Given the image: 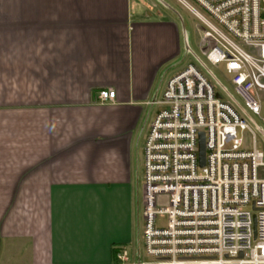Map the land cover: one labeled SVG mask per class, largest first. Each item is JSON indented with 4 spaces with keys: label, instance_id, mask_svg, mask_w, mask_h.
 <instances>
[{
    "label": "crops",
    "instance_id": "obj_1",
    "mask_svg": "<svg viewBox=\"0 0 264 264\" xmlns=\"http://www.w3.org/2000/svg\"><path fill=\"white\" fill-rule=\"evenodd\" d=\"M143 1L0 0V264H124L151 102L191 56Z\"/></svg>",
    "mask_w": 264,
    "mask_h": 264
},
{
    "label": "built area",
    "instance_id": "obj_2",
    "mask_svg": "<svg viewBox=\"0 0 264 264\" xmlns=\"http://www.w3.org/2000/svg\"><path fill=\"white\" fill-rule=\"evenodd\" d=\"M191 1L202 12L180 0L204 25L199 52L211 65H224L232 92L190 50L195 60L151 102L159 109L143 143L144 249L154 261L131 264H264V152L252 119L264 122V0ZM98 97L113 101L116 92ZM245 132L252 148H244ZM117 258L130 262L124 248Z\"/></svg>",
    "mask_w": 264,
    "mask_h": 264
},
{
    "label": "rangeland",
    "instance_id": "obj_3",
    "mask_svg": "<svg viewBox=\"0 0 264 264\" xmlns=\"http://www.w3.org/2000/svg\"><path fill=\"white\" fill-rule=\"evenodd\" d=\"M192 5H194L199 11L202 12L200 8L196 6L191 0H188ZM146 6L159 7L163 10H167L171 13L178 15L185 23L186 32L189 40V47L191 50L195 51L199 56L205 61L209 70L232 92V85L230 83V76L226 73L224 65L213 66L208 63L205 57L199 52L198 41H199V31L204 27V25L197 19V17L183 4L180 0H145L143 1ZM150 2V3H149ZM190 60L194 61L195 57L190 54ZM204 73L209 77L217 91L220 90L217 80L211 76V74L204 69ZM224 98H227L226 96ZM252 119L257 122L254 126L256 132L257 148L264 152V137L260 133V129H264V122L255 115H252ZM244 139V148H252V134L250 132H245L241 134ZM144 142V140H143ZM134 179L136 183L135 198L134 203V225H135V240L131 247L130 256L131 258L142 261H154L153 258L148 256L144 249V211H145V200L143 193V144L138 149L137 164L134 170ZM259 176L264 178V168L259 170ZM134 188V186H133ZM157 222L160 224H165L166 218L158 216Z\"/></svg>",
    "mask_w": 264,
    "mask_h": 264
},
{
    "label": "water",
    "instance_id": "obj_4",
    "mask_svg": "<svg viewBox=\"0 0 264 264\" xmlns=\"http://www.w3.org/2000/svg\"><path fill=\"white\" fill-rule=\"evenodd\" d=\"M199 145H200V150H199L200 165L204 166L205 165V158H206V148H205V137H204L203 133L200 134ZM255 231H256V222H255Z\"/></svg>",
    "mask_w": 264,
    "mask_h": 264
},
{
    "label": "trees",
    "instance_id": "obj_5",
    "mask_svg": "<svg viewBox=\"0 0 264 264\" xmlns=\"http://www.w3.org/2000/svg\"><path fill=\"white\" fill-rule=\"evenodd\" d=\"M119 248H114L113 251H114V254H115V260L118 261V258H117V255L119 253Z\"/></svg>",
    "mask_w": 264,
    "mask_h": 264
}]
</instances>
